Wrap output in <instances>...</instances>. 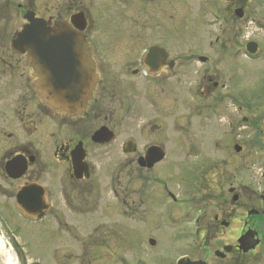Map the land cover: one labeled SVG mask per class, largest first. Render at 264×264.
<instances>
[{
  "label": "flooded vegetation",
  "instance_id": "obj_1",
  "mask_svg": "<svg viewBox=\"0 0 264 264\" xmlns=\"http://www.w3.org/2000/svg\"><path fill=\"white\" fill-rule=\"evenodd\" d=\"M175 1L0 0V198L10 202L21 218L15 194L21 185L31 183L28 194L38 201L44 192L48 203L36 221L52 216L56 227L65 228L66 218L91 210L94 166L89 154L94 151L101 159L113 155L117 171L111 197L121 206L129 192L130 213L141 221L150 216L147 183L157 178L143 172L138 178L139 171L152 170L161 162L199 167L188 176L195 202L188 209L192 211L188 225L179 232L183 250L170 256L165 252L170 248L160 246L161 251L147 256L137 248L130 264H176L181 257H187L181 264H264V144L254 142L262 153L257 167L248 150L251 126L253 140L258 135L264 140V121L261 125L249 121L246 74L239 79L231 70L224 77L218 68L224 56L226 64L231 58L250 60L247 42L253 39H243L242 34L250 23L247 0ZM31 21L47 26L65 23L87 47L95 79L81 110H56L36 93L33 81L38 76L21 52V30ZM255 47L257 52V42ZM227 49L229 58L223 53ZM59 77L64 79L65 73L51 75L52 80ZM81 78L80 73L77 79ZM233 80L242 84L237 93ZM186 93L192 102L190 114L212 126L203 145H197L194 134L186 135ZM175 108L177 114L171 115ZM218 148L229 158L240 159L228 162L223 156L219 162ZM170 152L180 157L165 160ZM190 153L196 155L190 158ZM218 164L231 170L218 177ZM127 167L129 187L123 182ZM205 171L212 175L197 176ZM163 189L172 202H181ZM165 212L170 218L167 207ZM132 241L140 245L139 240ZM146 243L157 244L150 237ZM93 245L100 257L127 264L120 243ZM90 247L88 243L85 254Z\"/></svg>",
  "mask_w": 264,
  "mask_h": 264
},
{
  "label": "rangeland",
  "instance_id": "obj_2",
  "mask_svg": "<svg viewBox=\"0 0 264 264\" xmlns=\"http://www.w3.org/2000/svg\"><path fill=\"white\" fill-rule=\"evenodd\" d=\"M217 3L222 4L224 1L217 0ZM174 4H194V0H178ZM246 10L250 17V23L248 24L249 27L243 29V39L247 36L255 40L259 50L247 62H241L240 58L237 60L231 58L226 64L224 56L218 62V68L219 70L221 69V72H223L221 75L224 77H228L231 70L233 71L232 76L235 75L236 78L239 76V79H241L242 74H246L247 99H245V103L248 106L249 121L251 125L252 122L253 124L261 125L264 121V0H247ZM219 30L218 25V32ZM232 30L233 28H231L230 32ZM239 39L243 40L242 38ZM228 49L223 53L229 58ZM232 82L231 87L237 93L236 87L242 86L241 81L233 80ZM187 95L190 96V93L185 95V113L186 118L189 119L187 120L189 124H187L186 135L194 134L197 145H203L204 137L207 138L212 126H209L206 121L198 120L197 116L190 114L189 106L192 102L189 101ZM223 103L220 102L219 107ZM170 114H177V109L171 110ZM217 124H220V122L217 121ZM219 128L218 126L217 130ZM253 129L255 127L251 126V141L248 150L250 159L256 162L255 166L257 167V163L262 160V153L256 149L255 144H264V140L258 135L254 141L252 137ZM205 150L207 149L202 148L201 151ZM224 151L222 148L217 149L216 156L219 162L223 159V156L228 162H235L240 159V157L239 159L238 157L229 158V153ZM107 155L101 159L94 151L90 152V163L94 166L90 175L89 203L91 210L86 214H74L66 218L69 224L65 228L59 225L56 227L55 219L52 216H46L40 222L29 221L22 218V216L20 219L12 211L11 203L8 201L2 202V198H0V211L2 212H0L2 214V216L0 215L1 236L9 244H12V237H15L18 241V247H20L18 249L12 247L14 255V251L18 253L14 264H30L31 262H36L37 264H117V261L113 258H108L106 255L100 257L99 252L95 248L96 246L93 245L94 242L108 243L109 246L111 244V247L114 241L120 243L119 252L127 264L132 263L130 257L133 256L137 248L147 254V256L149 254L153 256L155 252L161 251L158 249L160 246H168L170 251L165 249V252H169L170 256L183 250L185 241L179 237V232H181L180 230H182L184 225H188L189 217L192 214V211L188 209H191L192 204L195 202L192 191L194 186L192 187V181L188 179V176L192 171L200 170V168L191 167L190 169V167H184L183 165L172 164L167 166L161 162L152 170L139 171L137 174L138 178L142 175L140 173L143 172L145 175L156 177L157 181L151 179L147 183L145 191L148 196L146 208L148 216L150 215L149 218L147 220L142 219L144 221H135V216L131 215L129 210V192H127L126 202H122L121 206H117L114 198L111 197L110 184L113 183L111 181L114 180L117 167L113 163V155L109 154L112 155L111 158ZM181 155L186 157L187 154L181 153ZM189 155L192 158L196 153H190ZM167 156L165 160L169 161L180 157L179 154L174 152H170ZM130 170L127 167L123 175L125 176L123 182L128 187L130 186V175L128 174ZM229 170L231 169L223 164H218L216 169L219 174L218 177L221 173L229 172ZM253 170L256 171L255 168ZM210 175L212 174L209 171H205L197 176L207 178ZM237 176H241V174L237 173ZM140 182L139 179L138 184ZM163 187L172 192L175 197L180 198L181 202L179 201L177 204L172 202ZM166 207L170 211V218L165 216ZM119 208H121V211ZM5 225L7 227L4 228ZM146 237L153 238L158 245L153 244V247L148 245ZM135 239L139 240L140 245L138 247L132 243V240ZM88 243L92 247L85 254ZM109 246L108 248H110ZM108 248H106V251H108ZM161 262L159 264H165V262ZM122 264L124 263L122 262Z\"/></svg>",
  "mask_w": 264,
  "mask_h": 264
},
{
  "label": "water",
  "instance_id": "obj_3",
  "mask_svg": "<svg viewBox=\"0 0 264 264\" xmlns=\"http://www.w3.org/2000/svg\"><path fill=\"white\" fill-rule=\"evenodd\" d=\"M72 34H76V32L64 23L55 24L53 27H45L35 23L28 26L21 33V50H26L28 62L35 73L45 75V78L43 77L35 82L36 91L40 94L43 101L57 109L66 111H76L83 107L85 100L90 95L94 81L92 64L88 58L86 47L79 44V40L76 37L70 38L69 36ZM63 42L67 43L71 51L66 49V46H61ZM57 44L59 49L62 48L65 51L57 54L46 53V49L56 48ZM54 69L59 72L64 71L67 77L61 80L72 85L68 88L61 87L60 78L57 80L58 82H53L50 73ZM80 73L83 78L78 80V74ZM77 81L78 83H75ZM27 196L26 187L21 188V195L17 194L16 197L17 205L20 197L21 201H24L23 198ZM37 204H43L42 197L41 201L39 198ZM38 208L40 207L38 206ZM21 209L28 213L35 212L34 208L31 207V210H29L22 202Z\"/></svg>",
  "mask_w": 264,
  "mask_h": 264
},
{
  "label": "bare ground",
  "instance_id": "obj_4",
  "mask_svg": "<svg viewBox=\"0 0 264 264\" xmlns=\"http://www.w3.org/2000/svg\"><path fill=\"white\" fill-rule=\"evenodd\" d=\"M16 256L12 252V247L0 234V264H14Z\"/></svg>",
  "mask_w": 264,
  "mask_h": 264
}]
</instances>
